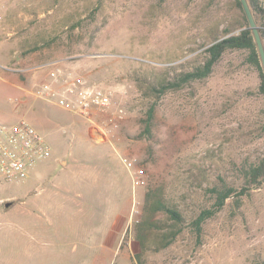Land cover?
Returning a JSON list of instances; mask_svg holds the SVG:
<instances>
[{"label": "rangeland", "instance_id": "obj_1", "mask_svg": "<svg viewBox=\"0 0 264 264\" xmlns=\"http://www.w3.org/2000/svg\"><path fill=\"white\" fill-rule=\"evenodd\" d=\"M0 15V117L24 119L51 151L35 165L43 176L0 187V264H67L24 225L18 206H5L14 201L8 196L20 203L28 190L45 197L51 188L78 201L83 214L91 199L127 209L132 223L123 243H135L129 260L136 264H264V180L240 202L227 198L199 234L190 225L211 205L210 187L221 179L238 186V165L264 153V95L246 51L227 50L206 77L180 80L224 27L241 28L234 0H0ZM258 21L264 27V18ZM51 65L109 89V106L80 114L36 96ZM160 84L162 92L151 89ZM153 101L155 125L144 136ZM135 178L141 183L133 185ZM148 189L184 215L165 246L171 220L162 211L142 245L134 237ZM73 244H65L67 258ZM118 262L113 255L110 264Z\"/></svg>", "mask_w": 264, "mask_h": 264}, {"label": "crops", "instance_id": "obj_2", "mask_svg": "<svg viewBox=\"0 0 264 264\" xmlns=\"http://www.w3.org/2000/svg\"><path fill=\"white\" fill-rule=\"evenodd\" d=\"M61 163L68 162L62 158ZM35 165L29 170L28 181L43 176V166ZM84 169V175L88 176L89 172ZM29 193L27 199L20 203H16L14 196H8L14 201L7 208L18 206L24 225L35 229L42 242L46 243L44 246L52 249L53 253L61 258L64 255L67 264H110L115 254L120 258L119 264H127L128 261L136 264L135 260H129L133 248L137 250L135 243L132 240L127 245L123 243L132 223L127 209H121L113 201H108L111 208L110 205L104 208L105 201L91 199L85 201L89 208L83 214L75 208L78 201L67 196L58 197L52 188L45 197ZM69 239L74 240L75 255L67 258L65 244Z\"/></svg>", "mask_w": 264, "mask_h": 264}, {"label": "trees", "instance_id": "obj_3", "mask_svg": "<svg viewBox=\"0 0 264 264\" xmlns=\"http://www.w3.org/2000/svg\"><path fill=\"white\" fill-rule=\"evenodd\" d=\"M249 6L253 12L257 25H260L258 16L264 18V4H261L259 0H247ZM236 7L240 11V17L242 19L241 28L234 33H228L229 28L224 27L221 36H215L211 43L205 48V57L190 71H187L181 75L182 81L202 79L206 77L213 69L214 65L221 58L227 50H244L246 51V59L252 64L258 72L259 84L258 90L264 95V74L260 65L256 46L252 37L251 30L248 28V22L243 12L241 3L239 0H234ZM226 33V34H225ZM259 33L264 45V27L259 26ZM166 88L165 84H160L158 87L152 86L153 91L162 92ZM156 102H151L145 111L143 117V130L141 133L144 136H151L153 131L154 119H155ZM239 175L241 183L238 186L221 179L220 183H217L209 188L212 194V202L208 207H202L196 215L191 219L190 225L193 229L200 233L202 223L214 215L220 210L225 201L229 197H236L237 202H240V198L243 195L248 194L249 189L252 187H259L264 180V153L258 156L255 160L244 161L238 165ZM143 216L135 223V239L143 244V235L148 232L150 225H152V216L157 211H162L168 219L171 220L170 229L168 233L163 236V246L171 243L184 223V215L179 207L175 204L169 203L162 198L161 192L148 189L145 193V203L143 206ZM173 228V229H171ZM138 256V253H136Z\"/></svg>", "mask_w": 264, "mask_h": 264}, {"label": "built area", "instance_id": "obj_4", "mask_svg": "<svg viewBox=\"0 0 264 264\" xmlns=\"http://www.w3.org/2000/svg\"><path fill=\"white\" fill-rule=\"evenodd\" d=\"M0 68L4 67L0 65ZM34 94L80 114H88L93 109H105L112 100L109 89L87 82L75 73L63 72L57 65L48 68L47 78L38 84ZM50 154L46 139L30 123L24 119L10 123L0 117V187L26 178L29 170ZM121 158L126 166H132L131 160ZM140 183L139 179L133 180V185ZM188 264L208 263L191 261Z\"/></svg>", "mask_w": 264, "mask_h": 264}, {"label": "water", "instance_id": "obj_5", "mask_svg": "<svg viewBox=\"0 0 264 264\" xmlns=\"http://www.w3.org/2000/svg\"><path fill=\"white\" fill-rule=\"evenodd\" d=\"M239 1L241 3L243 12L248 22V28L251 30L252 37L258 53L260 65L264 74V45L259 33V26L256 23V20L254 18L253 12L249 6L248 1L247 0H239ZM10 204H11L10 201L5 202L6 207H8Z\"/></svg>", "mask_w": 264, "mask_h": 264}]
</instances>
